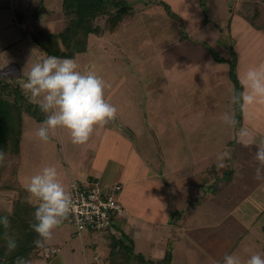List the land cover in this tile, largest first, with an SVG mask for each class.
Returning <instances> with one entry per match:
<instances>
[{
    "label": "crops",
    "instance_id": "0c3cea01",
    "mask_svg": "<svg viewBox=\"0 0 264 264\" xmlns=\"http://www.w3.org/2000/svg\"><path fill=\"white\" fill-rule=\"evenodd\" d=\"M125 1L132 13L114 31L105 28L103 16V26L97 31L94 27L88 35L87 49L72 57L77 62L82 53L98 55L102 51L111 60L103 63L100 71L117 66L115 73H120V82L105 91L106 99L118 109L116 118L94 130L87 144L75 145L66 129L50 132L48 142L40 141L34 133L42 121L31 114L32 120H26L24 112L20 149L9 158L18 182L15 187L21 191L44 166L57 168L68 192L71 180L122 185L119 198L125 212L115 218L111 228L96 231L103 238L108 258L111 237L125 239L136 220L169 226L179 211L187 210L188 218L200 211L219 212L224 204L220 198L211 202L210 196L216 192L209 195L204 188L222 177L223 172L235 169L236 163L228 162L227 169L217 168L216 157L222 152L237 155L238 129L250 132L248 121L255 114L264 119L255 106H245L239 126L228 127L221 121L225 112L234 113L236 118L235 104L231 102L235 82L229 60L235 58L239 83L249 67L264 63L263 29L254 26L235 7L226 6L224 16V10L218 8L219 0ZM44 2L0 0V24L4 21L7 27L17 16L40 18L38 12H47ZM61 19L74 22L77 17L61 14L49 18L48 24L60 25ZM87 63V70H91L94 59ZM77 64L82 65L80 61ZM8 71H0V77L20 86L27 78L21 73L19 79H10ZM118 91L121 94L115 100ZM250 133L259 138L253 128ZM27 141L34 144V149L25 154L23 145ZM31 201L28 208L36 205L35 200ZM226 216H233V209H228ZM177 226L184 228L180 222ZM92 231L86 234L92 236ZM82 238L85 264L102 261L97 253L93 255L99 257L97 262L89 256V245L85 236ZM260 249L264 251L263 241Z\"/></svg>",
    "mask_w": 264,
    "mask_h": 264
},
{
    "label": "rangeland",
    "instance_id": "374dc122",
    "mask_svg": "<svg viewBox=\"0 0 264 264\" xmlns=\"http://www.w3.org/2000/svg\"><path fill=\"white\" fill-rule=\"evenodd\" d=\"M35 1L39 2L40 0ZM218 2V8L224 10V16L226 14L225 7L230 6L237 8V11L243 15H256V19L264 24V0H219ZM43 6L47 12L37 13L40 15L38 18L40 28L30 27L23 30L18 26L16 19L7 27L4 21L0 24V71L9 70L7 74L11 76L10 79H19L21 73L27 75L32 64L47 56L46 47L48 45L55 47V43L52 41H44L46 40L43 39L46 31L60 30L67 23H72L70 20L62 21L61 19V21L59 20L60 25L50 26L49 18L61 14L76 16L72 6L64 4L63 0H45ZM34 13L36 14V12ZM103 22L104 17H99L94 30H99V27L103 26ZM153 30H157V28L151 31ZM36 38H42V40ZM91 53L80 54L81 59H77V62L82 63L79 70L97 73L106 81L107 85L113 86L120 82V73H115L117 66L115 68L109 66L106 70L100 71V66L103 63H108L111 59L104 57L102 51L98 55ZM90 58L94 59V63L92 69L87 70L88 63L85 64V62H88ZM118 89L121 93L123 92L122 88L118 87ZM121 93L118 91L115 100L119 99ZM255 111L264 114V105H256ZM255 115L248 121L251 125L250 132L253 128L261 138L264 137V119ZM25 117L26 120L33 118L28 112L25 113ZM63 132L65 133L64 130ZM237 141V155H229L230 158L225 161L226 164H229L228 162L232 163L235 160V169L223 172L222 177L218 176L216 182L204 188L209 195L216 192L210 196V201L216 203L214 198H220V203L224 204L223 208L218 209L219 212L217 209L200 211L190 218L186 216L187 210H184L185 213L179 211L178 215L172 219L173 224L169 226L152 225L142 220L134 221L132 229L125 236L132 240L134 253H123L122 257L117 260L118 264H149L138 257L139 253L143 254L150 264H217V262L223 264L222 257L225 253H236L245 260L252 253L263 255L264 251L260 249V243L264 242V181L255 179L254 146L245 147L243 137ZM38 144L41 145L38 142L35 143V145ZM32 149H34V144L28 141L23 145L25 154L32 152ZM36 153L35 155L39 154L38 151ZM181 157L184 158V155ZM9 158L5 153V162L0 165V213L2 214H10L16 206L26 211L29 209L28 204L32 203L26 190L21 191L15 187L18 182ZM7 185L11 186L7 187ZM213 208L215 207L213 206ZM227 208L233 209V216H226ZM179 222L184 224L183 229L177 226ZM88 231L89 229H84L82 234H79L76 226L66 219L54 230L53 239L44 248L36 247L38 248L37 252H34L35 249L33 250L31 264H85L82 236H85V243L89 245V256L92 258L97 253L101 256L103 263H109V258L106 257L107 250L102 245L103 238L95 230L92 231V236H88L86 234ZM51 247H60V251L51 258H46L45 251ZM168 250L171 253V260L166 259ZM102 261H98L97 264H101Z\"/></svg>",
    "mask_w": 264,
    "mask_h": 264
},
{
    "label": "clouds",
    "instance_id": "9594fccd",
    "mask_svg": "<svg viewBox=\"0 0 264 264\" xmlns=\"http://www.w3.org/2000/svg\"><path fill=\"white\" fill-rule=\"evenodd\" d=\"M240 84V92L232 90L233 104H238L241 109L264 105V63L249 67L243 73ZM106 87L110 85L97 73L80 71L74 58L49 55L32 64L21 88L45 114L35 130V136L42 142H48L50 132L66 129L73 144H87L94 130L104 127L117 116V107L105 97ZM221 121L232 128L238 123L232 112L223 113ZM237 135L244 138L245 147L254 146L255 179L264 181V137L256 139L243 127L238 129ZM227 158H230L228 152L219 153L217 168L226 167ZM4 162L5 153L0 151V165ZM25 190L29 193V200L36 201L33 212L35 222L30 224L38 237L34 244L44 248L53 239L54 230L68 218L73 201L55 166L42 167L30 177ZM0 225L4 229L11 227L8 216L0 217ZM3 238L9 253L17 248L16 239L7 231ZM222 261L223 264H264V255L252 253L245 260L236 253H225ZM15 264L31 262L17 257Z\"/></svg>",
    "mask_w": 264,
    "mask_h": 264
},
{
    "label": "trees",
    "instance_id": "16d2710c",
    "mask_svg": "<svg viewBox=\"0 0 264 264\" xmlns=\"http://www.w3.org/2000/svg\"><path fill=\"white\" fill-rule=\"evenodd\" d=\"M63 2L75 10L76 21L58 33L46 31L45 37H43L46 39L44 41L55 43V47H51L47 43L48 55L62 58H72L77 52L87 49L88 35L95 27L99 17L104 16L105 28L108 31H114L120 22L132 13L131 6L125 0H63ZM244 17L254 26L264 30V24L256 19V15L245 14ZM231 51L234 55L233 49ZM229 62L232 79L235 82V91L240 92L242 88L235 75V58L233 57ZM235 108L237 126H239L242 109L238 104H235ZM24 112L30 113L40 121L45 118V114L40 111L36 103L29 99L19 83L0 77V151L7 153L9 157H14L19 152ZM34 210L35 207H30L25 211L16 206L10 214L0 213V217L8 216L11 221L9 229H4L0 225V264H15L17 257H23L30 261L32 252L36 248L34 241L38 239L37 234L30 228V224L35 222ZM5 231L16 239L18 245L10 253L3 238ZM132 244V240L129 238L122 239L112 236L109 243V264H118L117 260L125 252L134 253ZM137 255L144 262L150 264L143 254ZM166 259L171 260L170 250L167 251Z\"/></svg>",
    "mask_w": 264,
    "mask_h": 264
},
{
    "label": "built area",
    "instance_id": "2783aa9c",
    "mask_svg": "<svg viewBox=\"0 0 264 264\" xmlns=\"http://www.w3.org/2000/svg\"><path fill=\"white\" fill-rule=\"evenodd\" d=\"M16 21L23 30L29 29L32 25L38 26L37 17L17 16ZM121 190L120 183L106 184L92 179L71 180L69 193L74 206L67 220L76 226L79 234H82L84 229L105 231L111 228L115 218L125 212V207L119 198ZM59 251L60 247L48 248L45 257L51 258ZM94 259L97 262L99 257L96 255Z\"/></svg>",
    "mask_w": 264,
    "mask_h": 264
}]
</instances>
